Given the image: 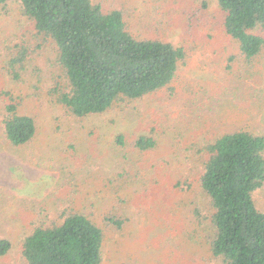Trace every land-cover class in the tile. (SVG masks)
<instances>
[{"label":"rangeland","instance_id":"rangeland-1","mask_svg":"<svg viewBox=\"0 0 264 264\" xmlns=\"http://www.w3.org/2000/svg\"><path fill=\"white\" fill-rule=\"evenodd\" d=\"M94 1L123 10L136 35L182 46L185 57L168 87L77 119L47 93L61 74L53 40L36 35L16 1L0 4V238L13 244L0 264H26L24 230L56 220L67 203L95 205V217L118 206L129 219L120 232L104 227L102 264H222L209 249L212 210L198 185L199 149L241 128L264 135V51L253 64L242 62L215 0L206 7L205 0ZM22 48L29 54L15 67L17 80L9 63ZM9 92L36 122L23 145L1 132ZM141 134L154 138L152 150H134ZM255 202L264 211V188Z\"/></svg>","mask_w":264,"mask_h":264},{"label":"trees","instance_id":"trees-1","mask_svg":"<svg viewBox=\"0 0 264 264\" xmlns=\"http://www.w3.org/2000/svg\"><path fill=\"white\" fill-rule=\"evenodd\" d=\"M8 1L20 5L36 35L51 38L56 45L61 74L47 93L77 119L168 87L185 57L182 46L155 34L136 35L128 29L123 10H104L94 0H0V4ZM215 2L222 13V32L237 43L242 62L253 64L264 51V0ZM28 51L22 48L10 60L14 79H20L15 67L24 66ZM7 97L1 132L12 145L26 144L36 133L35 119L19 111L20 99L10 92ZM115 144H125L122 134L115 136ZM155 146L154 138L146 134L138 135L132 145L138 152ZM200 151L204 160L197 179L212 210L211 255L222 264H264V211L255 202L256 192L264 188V135L241 128L219 135ZM95 209L93 205L79 210L67 203L59 207L56 220L23 225L19 245L25 263L102 264L104 227L120 232L129 219L119 214L118 206L101 207L96 217ZM12 246L0 238V257Z\"/></svg>","mask_w":264,"mask_h":264}]
</instances>
